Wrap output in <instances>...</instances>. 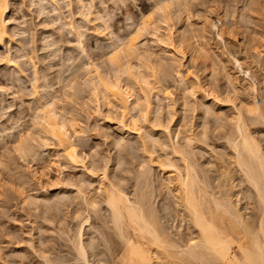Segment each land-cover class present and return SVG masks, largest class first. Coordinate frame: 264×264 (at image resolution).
I'll return each instance as SVG.
<instances>
[{
  "label": "bare ground",
  "instance_id": "1",
  "mask_svg": "<svg viewBox=\"0 0 264 264\" xmlns=\"http://www.w3.org/2000/svg\"><path fill=\"white\" fill-rule=\"evenodd\" d=\"M77 1L81 6L87 4L85 0ZM191 1L154 0L153 11L164 5L158 19L151 16L154 12L142 14L141 20L133 30L127 31L121 37H112L116 38V41L114 40L115 43L113 42L109 55L106 56V68L109 69L106 74L103 73L107 71L106 68V71L99 70L100 63L97 65L94 60L93 62L90 59H81L86 68L83 67L81 73L79 70L75 71L80 73L78 76L83 79V87L78 80L75 81L78 78L73 76L75 71L65 77L60 75V71H56L55 78L61 93L55 94L54 90L49 92L44 89L48 94H40L39 97L42 96L43 101H39L34 107L27 105L31 110L30 121L27 127L22 129L23 133L16 131L17 134L9 142L11 152L35 162L40 154L38 151L56 149L60 151L57 154L59 161H49L47 167L68 164L85 169L88 173L84 178H63L59 175L61 167H58L56 179L52 183L50 178L44 177L46 170L31 167L30 173L37 184H43L40 185L42 189L46 188L48 180L49 185L60 184L58 187H62L50 196H47V190L40 194H25L26 190L23 192L25 195L18 192L21 202L29 208L34 206L35 209L39 204V207H46V212L48 209H55L63 213L56 222L62 226L59 230L64 234V240L61 241H65L68 246V257L57 252L55 258L52 255L49 259L46 257V251L50 247H44V239L38 244L37 248L40 250L35 247L33 239L30 242L31 247L34 244L35 252H46L43 258L45 263L264 264V95L257 96L251 91L249 93L240 90L235 77L228 71L229 68L212 51L204 33L192 27ZM8 7L7 0H0L2 48L5 47L9 34L6 19ZM171 8L176 9L173 14ZM167 9L168 13H164ZM53 11L57 12L54 7ZM169 15L174 17L172 22ZM154 19H157L156 22ZM147 27H151L148 33L151 36L149 41L143 37V33L149 31ZM161 30L163 33H160ZM76 33L80 37L81 33ZM78 45H81V42ZM79 47L78 55L82 54L87 58L84 48ZM253 53V56H257L258 52ZM261 54L255 59L262 65L264 58H261ZM69 57L68 59H71L72 56ZM187 57L194 65L200 66L204 73L203 79L192 71L184 73L182 61ZM69 65L72 66L71 61ZM69 65L65 66L68 68ZM218 75L223 80L221 86L217 84ZM164 76L172 77V89L169 85L160 84ZM36 79L37 77L31 81L34 84L32 86L39 87L35 84L38 80ZM46 81L44 86L50 88L52 83L49 81L46 84ZM196 89L203 92L199 97H194ZM261 89L264 90V83ZM174 90H178V97L173 96ZM83 92H86V95L80 97ZM218 92L223 96L219 97ZM79 98L84 106L82 107L94 110L95 115V112H101L103 106L109 111H115L118 117L116 129L120 135L112 144L115 148L121 147L123 152L117 151L114 158L103 157L101 163L91 165L94 167L91 169H87L84 162L88 161L94 152L88 154L82 149L78 150L79 142L75 143L73 139L80 135L81 126L79 127L77 116L75 117L72 111L75 107L71 104H78ZM176 100L180 102L181 112L178 116L173 108ZM29 103L32 104L30 99ZM164 110L166 117L163 116ZM85 111L83 110L84 113ZM188 112L198 116L196 122L191 125L194 129L187 127L186 118L190 115H186ZM91 113L88 115L86 111V117H90ZM188 130L190 131L187 132ZM208 130L218 133L217 138L222 140L219 145L216 144L218 147L209 142L211 139L208 143L212 144V147L207 144L205 139L210 133ZM0 133L3 134L2 130ZM131 133L136 148L129 144L131 140L127 142ZM255 133L256 136L260 135L259 139ZM197 140L206 146V150H202L200 143L196 144ZM134 149L139 151V154L131 151ZM157 150L161 152L155 155ZM202 151L207 152L206 154L213 151V160H201L200 157L198 161L197 156ZM127 155L131 158L127 159ZM3 159L6 158H0V165L5 169L7 165ZM129 161L131 165L128 164ZM125 164H128V167H125ZM155 168L166 174V180L162 178L161 182L157 179L161 183L159 190L162 189L158 200L153 183ZM100 169V174H95L94 170ZM124 171L130 175L126 172L128 176L125 175ZM42 177L46 178L45 184L42 183ZM94 181H98L96 188L91 186ZM127 184L129 190L126 188ZM65 186L71 189L66 190ZM67 217L74 221L73 225L63 223ZM234 247L238 248L240 255L234 251ZM23 256L24 254L22 258Z\"/></svg>",
  "mask_w": 264,
  "mask_h": 264
},
{
  "label": "rangeland",
  "instance_id": "2",
  "mask_svg": "<svg viewBox=\"0 0 264 264\" xmlns=\"http://www.w3.org/2000/svg\"><path fill=\"white\" fill-rule=\"evenodd\" d=\"M85 1L89 5V9L86 3H85L86 6H81L82 4L78 3L77 0H73V1L71 0V2L70 1L68 2V0H44V2L42 0H7L9 7L7 8L8 10L6 13L7 16L6 19H8L7 27L9 29L8 30L9 37L7 36L5 40V44H4L5 47L3 46L2 48L0 46V112H1L0 129L3 132V134L0 135V156H2L0 158L4 157L7 159V160L3 159V161H5L4 162L5 165H7L5 169L1 168L2 165H0L1 168L0 169L1 171L0 172V264H12L13 262H15L17 258L20 260V261L18 259L16 260L17 262L19 261L18 262L19 264H23V263L44 264L46 261H44L45 259L43 258L45 256L44 253L46 252L48 253L46 257L49 256L51 257L52 255H54L52 257L55 258V256L58 255V253L68 257L69 251L68 249H66L68 246L66 245L65 241L63 242L61 241L64 240L62 239L64 238V234L61 233L59 230L61 229L62 226L61 225L59 226L58 225L59 222H56L59 221L58 217L62 216L63 214L62 211L59 212V210L57 211L55 209H48L47 211L48 213H47L46 207H43L42 205H40L39 207V204L37 205L38 207L35 205L36 206L35 209L34 206L29 208L27 207V205L21 202L20 197L18 195L19 193L22 194L25 190L27 191V192L25 191V194L26 193L40 194L44 190H47V196L52 195V192L53 193L58 192L60 190L59 188L62 186L58 187V185L60 184H57V186H55V184L49 185L48 184L49 180L46 181L45 180L46 178H44L47 176L48 178L51 179L50 181L54 183L53 180L56 179L55 173H57L56 169L58 167L59 168L61 167L60 168L61 173H59V175H61V177L63 178L77 179L80 178V176L81 178H84L86 175L88 176V173L85 171V169L83 170L80 167L75 168L74 166L68 164L62 166L58 165V167L57 165H55V167L54 165H52V167L48 166L50 168L47 169L48 168L47 164L49 163V161L52 162L55 160L59 161L57 159L58 157L57 154H59L60 151L56 149H54L53 151V149L47 148V149H42V151L41 150L38 151L40 153V154L38 153L40 157L38 156V161L35 162L31 161L30 158H22L20 156H17V154H15L13 151L11 152L12 150L11 143L9 142H11V139H13L14 135L17 134L16 131H19V133H23L24 130L22 129L23 128L25 129V127H27V123H29L28 121H30L29 115H31V110L29 107L30 106L34 107L36 106V104L38 105L39 101L40 102L41 100L43 101V97L42 96L39 97V96L41 93H42L41 95L46 93L45 95L47 96L48 93L45 92L44 89H46V91L49 90V92H52L54 90L55 94L61 93L60 92L61 90H59V83L56 82V78H55V76H57L56 71L58 72L60 71V73L62 74L60 73L58 74L62 76L64 75L63 77L68 76L70 73H73L75 70H79L78 72L81 73L83 72L81 70H84V68H86L82 65L83 63L82 60L86 61V59L87 60L90 59L91 61L93 60L96 61L95 63L97 65L100 63L101 65L99 66V68L101 69L99 68L98 69L101 71L103 70L106 71V69L108 68V66H106V64L108 65L107 55H109V51L113 46V42L115 43L116 41L115 39L117 37H121L122 35H125V33L129 30H133L134 27H136V25L138 24L139 20H141L140 17H142L146 13L149 14V12L150 13L154 12V14L152 13V15L151 14L150 15L152 17L155 16V18L157 19L160 16L159 12L156 14L155 11L152 10L153 8L152 5L154 3L153 2L154 0H85ZM251 2L250 0H192L190 5V10L192 13L191 25L198 32L204 33L212 51L215 52L218 58H220L222 62L227 66V68H229L228 71L231 72L230 74H232L235 77L240 90L242 91L245 90L246 92L248 91L249 93L251 91L252 93L257 94V96H259V94L262 96L264 95V90L262 91L261 89V85L262 83H264V67H262L264 66V64L261 65L257 61L258 59L255 58L258 55H260L261 52H262L261 58H264V54H263L264 53V0H251ZM248 4L250 5V7ZM53 7L57 10L56 13L53 11ZM170 10H171V14H173L176 9L171 8ZM168 11L169 9H167V11H165L164 13H168ZM172 16L173 15H169L171 22L174 19V17ZM157 19H154L155 20L154 22H156ZM73 25L74 27H72ZM75 26H77V28ZM74 28L75 30L76 29L77 30L75 31ZM149 28L147 27L148 30ZM150 30L146 32L147 34L143 33V37L145 36L144 38L146 40L148 39L147 41L151 39L150 34H148ZM78 31L79 33H81L80 37H78V34L76 33ZM111 32L113 34H111ZM160 33H163V31L161 30ZM114 36L116 37L115 39L112 38ZM80 42L81 45H78V43ZM79 46L84 48V51H86V53L85 52L84 53L86 54L87 58L82 54L78 55L80 49ZM65 49H67L69 52ZM253 52H258L256 53L257 56H253L255 55V53ZM66 55L68 57H66ZM69 56L74 57V59H72V57L71 59H68L70 58ZM66 58L69 61H67ZM70 61L72 62V66L69 65ZM182 63H183L182 66L184 73L186 71H192L193 73L199 75L201 79H203L204 73L202 72V69H200L199 65H194L189 57L183 60ZM78 64L79 66L81 65L80 66L81 69L78 66ZM65 65H69L68 68ZM70 66L72 68H70ZM108 71L109 69H107V71L103 73L106 74ZM78 72L75 71L73 76L77 78V76L80 74V73L78 74ZM35 77H37L38 79V80L36 79L37 81L35 84L39 85V87L38 86L35 87L36 85L32 86L34 84L31 81H33V78ZM68 78H70V76ZM163 78H161L162 81L160 82V84L169 85V87L171 86L170 89H172V77L164 76ZM220 78L221 77L219 76L217 84L221 86L223 84V80ZM77 80L81 83L82 82L81 80L83 79L80 76H78V78L75 79V81ZM45 81L46 84H48L49 81L52 83L50 88H46L47 86L46 87L44 86ZM42 85L44 87H42ZM80 85L81 87H83L82 83ZM41 89H43V91ZM176 91L174 90V92ZM174 92H173L174 94L173 96L178 97L179 93L178 92L174 93ZM195 92L196 93H194L195 94L194 97L195 96L199 97L203 93L201 89H196ZM218 94L219 97L223 96V94H220L219 92ZM82 95H86V92L81 93L80 97ZM29 99L30 101H32V104L29 103ZM80 100L81 99L79 98L77 102H79ZM179 103H180L179 100H176L175 103L173 104L174 105L173 108L176 110L177 116L179 112H181L179 111L180 108ZM74 104L73 105L71 104V106L75 107V108L72 107L73 109H75L72 111L75 117L77 116L76 118L78 120V124L79 123L81 124V125L79 124V127L81 126L80 135H78V137L76 136L75 138H73L74 142L75 143L79 142L77 146L78 150L82 149L84 152L88 154L90 153L92 154L93 152L95 154V156L94 154L93 156L90 155L92 158L89 156L88 161L84 162L85 163L84 165L85 167H87V169H91L92 167L91 165L93 166L99 165L103 157L114 158L117 151L121 152L123 150L121 147L119 148L120 150L118 149V147L115 148V146L112 144V141L118 139L120 135V132L116 129L117 127L116 122L118 120V117L115 111L113 112V110L112 111L110 110L111 111L110 112L109 110H107L105 107L102 106L101 112L100 113L95 112L97 113L95 115L93 113L94 110H91L90 108L88 109V107H86L88 110L86 108H83L84 106L82 105L81 101L78 103L79 105L77 103L75 105ZM27 105L29 107H27ZM83 110L84 111L86 110L87 114L89 110L92 111V113L89 111L88 114L90 115L91 113V116L86 117L85 115L86 111L84 113ZM165 110L163 116L166 117L167 114L165 113ZM197 113L198 111L196 112V114ZM187 114H190L187 116L188 118H186L188 119L187 127L189 129H194V127H191V125H193L194 122H196L198 118L197 116L198 114L196 115L193 114L192 112H188L186 113V115ZM6 127L9 128L10 130L8 131L5 130L7 129ZM189 131L190 130H188L187 132ZM192 131L195 133L197 132L196 130H192ZM208 132L213 133V130L210 131L208 130ZM210 133L209 135L207 134L208 135L207 137H211V135L212 137L208 139L206 137L205 139L207 140V144H209L208 141L209 139H211V141L209 142L215 143L214 147H218L216 144H218L219 142L221 143L222 140L221 139L219 140L217 138L218 136L217 132H216L217 134L216 133L210 134ZM213 135L215 138L213 137ZM254 135L256 136V133ZM258 136L260 138V135H257L256 137L258 138ZM128 137H127L128 139L127 142L131 140L130 141L131 143L129 142V144H131L133 148H136L134 141L135 139H133L134 137L132 133L128 135ZM79 138L81 140H79ZM213 139L215 142L213 141ZM198 143H200L199 145L201 146V148H203L202 150H206V146L202 145L200 141H198L196 144ZM261 143L263 144V141H261ZM209 145L211 146L212 144ZM131 151H135V153L138 152L136 154H139V151H137L136 149ZM160 152L157 150V152L154 153L155 155H158L160 154ZM212 152L213 151H211V153L208 152V154H206L207 152L205 151L204 153L203 151L202 153L200 152L198 155L199 157L197 156V158L199 159L198 161H200L201 158H202L201 160L204 159L207 160L209 158L213 160V158H211V155H213L212 157H214L213 154L214 152L213 153ZM128 158L130 159L131 157L128 156L127 159ZM58 163L60 164L61 161ZM128 164L131 165V162L129 161ZM128 164H125L126 165L125 167H128ZM35 166L41 168L42 170H46L44 171V173L46 172L45 173L46 175L42 177L43 178L42 183L45 184V181L47 182L46 183L47 186L45 185L46 188L44 187V189H42V186H40L43 184H37L34 177L32 176V173H30V170H32L31 167L34 168ZM94 171L95 174L99 175L101 169L100 171L99 170H94ZM125 172L126 171H124L123 173L127 175L128 172H126L127 174ZM153 177H154L153 183L156 192L155 194H157L156 197H158L156 199L158 200L160 198V193L162 192V189L159 190V188H161L160 186L161 183H159L158 181L160 180L162 182L161 180L162 178L163 179L165 178L164 180H166V174H163L162 172H160L158 169L155 168L153 169ZM21 181L23 182L21 183ZM96 183H98V181H94L92 183L91 185L92 188L97 187L98 184ZM23 186L25 188H23ZM126 186L127 189L130 188L128 184ZM64 189L68 190L71 188H69V186L67 187L65 186ZM50 215L52 216V219ZM53 218L55 221L53 220ZM43 219L47 221H44ZM67 219H65L66 221L64 220L65 222L63 223L70 226L74 224L73 223L74 221L73 220L71 221L70 217L69 218L67 217ZM48 220L49 221L52 220V221L49 222ZM48 224L50 226H48ZM95 224H100V223H95ZM37 227L40 228L39 230L43 229L42 232L39 231ZM51 227L52 229H50ZM49 230H51V232H49ZM42 233H44L45 235ZM37 234H39L40 236ZM34 238L37 242L34 240ZM32 239L33 242H35L36 248L38 247V244L40 245L42 239H44V241L42 240V243L45 242L43 243L44 247L45 248L47 246L48 248L50 247L49 249L47 248L48 250L46 252L41 253L42 257H40L41 254H39L41 252L39 251L40 248H37L39 249L37 250L39 252L38 253L34 251L35 249L33 248L34 244L32 247L30 246L31 245L30 242H32ZM50 241H53L54 243ZM30 247L32 249H30ZM15 251L17 255L15 254ZM234 251L238 255H240V252L237 247H234ZM22 253L24 254L23 256L24 258H22L23 255ZM37 253L39 255H37ZM5 254H7V256ZM10 254L12 255L10 256ZM37 256L39 258H36ZM17 262L15 264H17ZM45 264H49V263H45Z\"/></svg>",
  "mask_w": 264,
  "mask_h": 264
},
{
  "label": "snow or ice",
  "instance_id": "3",
  "mask_svg": "<svg viewBox=\"0 0 264 264\" xmlns=\"http://www.w3.org/2000/svg\"><path fill=\"white\" fill-rule=\"evenodd\" d=\"M164 5H161L160 7L156 8V12H160L163 10ZM139 37H134V39H138Z\"/></svg>",
  "mask_w": 264,
  "mask_h": 264
}]
</instances>
